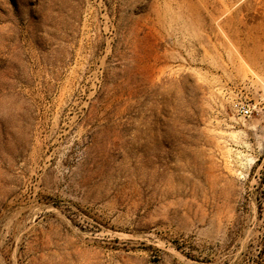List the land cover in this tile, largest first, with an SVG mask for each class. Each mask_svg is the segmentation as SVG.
<instances>
[{
  "label": "rangeland",
  "instance_id": "374dc122",
  "mask_svg": "<svg viewBox=\"0 0 264 264\" xmlns=\"http://www.w3.org/2000/svg\"><path fill=\"white\" fill-rule=\"evenodd\" d=\"M0 264H264V0H0Z\"/></svg>",
  "mask_w": 264,
  "mask_h": 264
},
{
  "label": "built area",
  "instance_id": "2783aa9c",
  "mask_svg": "<svg viewBox=\"0 0 264 264\" xmlns=\"http://www.w3.org/2000/svg\"><path fill=\"white\" fill-rule=\"evenodd\" d=\"M239 113H240L242 116H244V117H247V116L250 115V111H249L248 109H244V108L240 109Z\"/></svg>",
  "mask_w": 264,
  "mask_h": 264
}]
</instances>
